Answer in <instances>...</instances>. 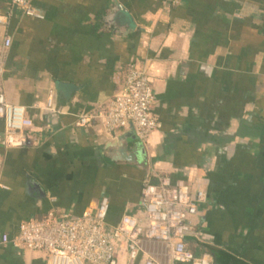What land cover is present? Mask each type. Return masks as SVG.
Segmentation results:
<instances>
[{
  "label": "crops",
  "instance_id": "1",
  "mask_svg": "<svg viewBox=\"0 0 264 264\" xmlns=\"http://www.w3.org/2000/svg\"><path fill=\"white\" fill-rule=\"evenodd\" d=\"M114 1L33 0L39 19L0 0L9 17L0 24V94L33 121L31 146L0 144L8 187L0 189V236L51 210L80 216L105 196L109 226L126 215L145 223L143 183L159 174L207 195L190 219L199 232L187 239L191 253L213 264H264V0H116L126 13L110 25ZM131 62L149 73L161 126L143 144L126 138L114 148L132 126L109 134L99 119L77 122L122 90ZM60 82L78 87L70 101L56 92ZM119 245L118 264H129ZM0 264L48 263L44 252L0 243Z\"/></svg>",
  "mask_w": 264,
  "mask_h": 264
},
{
  "label": "built area",
  "instance_id": "2",
  "mask_svg": "<svg viewBox=\"0 0 264 264\" xmlns=\"http://www.w3.org/2000/svg\"><path fill=\"white\" fill-rule=\"evenodd\" d=\"M32 1L11 0L13 5L24 9L26 16L42 19ZM8 23L9 17L0 16V24ZM10 45L11 40L7 38L5 47ZM3 73L0 63V79ZM53 98L51 95L48 100L51 110L55 107ZM154 101L147 69L131 62L122 90L97 114L80 116L77 125L84 126L99 119L109 134L132 126L136 136L145 143L161 126L153 110ZM0 120L4 123L2 147L31 146L32 138L27 130L33 126V121L27 117L24 106L8 103L0 94ZM2 164L0 157V189L8 190L1 183ZM154 178L155 181H144L141 192L145 223L126 215L117 226H109L106 219L110 201L105 196L97 204L85 208L80 216L51 210L44 219L24 221L14 237L1 234L0 243L44 252L48 264H118L117 248L123 242L127 246L129 264H135L141 253L146 256L143 264H161L160 256H166L171 264H213L208 255L195 256L187 249V239L199 237L190 219L198 214L199 204L206 202V193L191 192L184 182L173 184L164 175L154 174ZM147 243L160 244L165 251H146Z\"/></svg>",
  "mask_w": 264,
  "mask_h": 264
},
{
  "label": "water",
  "instance_id": "3",
  "mask_svg": "<svg viewBox=\"0 0 264 264\" xmlns=\"http://www.w3.org/2000/svg\"><path fill=\"white\" fill-rule=\"evenodd\" d=\"M114 7L115 8H113L107 16V21L108 23H110V25L115 24L116 17L119 13H126L125 8L121 4H119V2H116V0L114 1ZM55 90L58 94H61L66 101H70L72 94L78 90V87L74 84L60 82L56 85ZM126 138L138 141L143 144V142L136 136V134L134 132H131L125 134L124 136H120L113 144L111 143L110 146H113L114 148L116 146L120 147V143Z\"/></svg>",
  "mask_w": 264,
  "mask_h": 264
}]
</instances>
